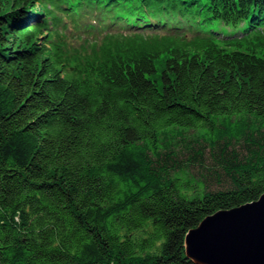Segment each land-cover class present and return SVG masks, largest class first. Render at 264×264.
I'll return each instance as SVG.
<instances>
[{
	"label": "trees",
	"instance_id": "16d2710c",
	"mask_svg": "<svg viewBox=\"0 0 264 264\" xmlns=\"http://www.w3.org/2000/svg\"><path fill=\"white\" fill-rule=\"evenodd\" d=\"M257 123L264 0H0V264H195L264 193Z\"/></svg>",
	"mask_w": 264,
	"mask_h": 264
},
{
	"label": "water",
	"instance_id": "95a60500",
	"mask_svg": "<svg viewBox=\"0 0 264 264\" xmlns=\"http://www.w3.org/2000/svg\"><path fill=\"white\" fill-rule=\"evenodd\" d=\"M184 246L195 264H264V193L205 217L187 232Z\"/></svg>",
	"mask_w": 264,
	"mask_h": 264
},
{
	"label": "rangeland",
	"instance_id": "374dc122",
	"mask_svg": "<svg viewBox=\"0 0 264 264\" xmlns=\"http://www.w3.org/2000/svg\"><path fill=\"white\" fill-rule=\"evenodd\" d=\"M251 123H253V122H251ZM257 124H258V126L254 125V124H252V125L250 124V126H252V129H256L255 131H258L259 135H262V137H264V124L263 125H261L260 123H257ZM175 135H176V137L173 139L174 140L178 139L176 142V145H178L177 147L179 150L181 149L182 153H186V152H183L184 148H185L184 143H187V145L189 144L191 146H196L198 149H200L198 147L199 145H202V146L205 145V144H203V142L198 140V138L201 137L199 135H195L193 133H185V132H182V133L177 132ZM180 138H184V140L182 141V140H180ZM263 141H264V139H263ZM184 157L189 158V157H191V155L186 154ZM203 163L208 167H210L212 165V161H211V158H210L208 152L205 153V155L203 157V162H201V160H199L198 164H196L195 167H193V168H196L198 171H200V170H202ZM192 170L195 171V169H192ZM202 172L205 173V171H202ZM218 182H219L218 179L214 178L212 186L218 187L217 186Z\"/></svg>",
	"mask_w": 264,
	"mask_h": 264
}]
</instances>
